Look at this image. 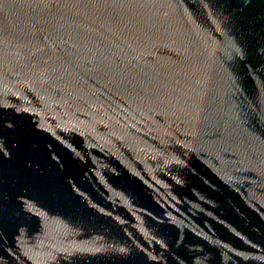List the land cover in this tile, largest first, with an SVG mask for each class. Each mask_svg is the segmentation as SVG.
<instances>
[{
  "label": "water",
  "instance_id": "1",
  "mask_svg": "<svg viewBox=\"0 0 264 264\" xmlns=\"http://www.w3.org/2000/svg\"><path fill=\"white\" fill-rule=\"evenodd\" d=\"M0 264H264V0H0Z\"/></svg>",
  "mask_w": 264,
  "mask_h": 264
}]
</instances>
